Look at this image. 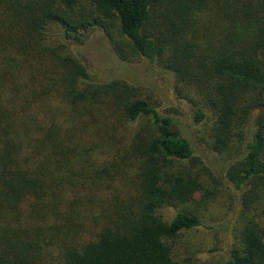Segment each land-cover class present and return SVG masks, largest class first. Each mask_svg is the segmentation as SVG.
<instances>
[{"label": "trees", "instance_id": "obj_1", "mask_svg": "<svg viewBox=\"0 0 264 264\" xmlns=\"http://www.w3.org/2000/svg\"><path fill=\"white\" fill-rule=\"evenodd\" d=\"M98 34L171 80L220 174ZM199 165L261 212L226 264H264V0H0V264H192Z\"/></svg>", "mask_w": 264, "mask_h": 264}, {"label": "rangeland", "instance_id": "obj_2", "mask_svg": "<svg viewBox=\"0 0 264 264\" xmlns=\"http://www.w3.org/2000/svg\"><path fill=\"white\" fill-rule=\"evenodd\" d=\"M91 42L95 49H107V54L112 57L111 59L114 62L115 69H120L119 67L122 65L121 67L123 69L121 73L128 74V71L125 70V68H128L135 77L143 79L145 87L155 89V91L162 96L164 109L167 110L176 121H180V124L182 123L181 127L185 131L188 133L190 132L189 135H191L193 143L196 144L199 155L201 156L202 154L204 161L210 164L209 166L212 170L216 171L215 168L219 169V166H223L222 160L228 156L224 155V157H221L208 153L206 150V135H204L201 130L194 131V135H192L193 129L187 124V109L184 103L172 97L170 92L171 80L167 76L156 71H148V69H146L145 66H141L140 61L137 60L123 63L109 48V44L104 37L99 34L97 37H94V41ZM68 49L72 51L74 46L69 45ZM91 51L92 49H87L88 53ZM116 72H118V70H113V75H115ZM112 73H105L101 81L114 79ZM101 76H103L102 73ZM156 101H158V99H156ZM100 110L104 111V107H101ZM185 120H187V122ZM188 125L191 128H188ZM199 167L205 182V189L210 190L212 194L208 198H202L199 194L196 195L195 200L198 201V203L191 206L200 217L203 227L182 233L173 243V255L179 262L190 261L192 264H226L229 260L230 252L233 248L239 246L241 232L248 220L261 222V218H258L261 212L257 207L256 209H254L255 207L252 208L255 202L254 198L247 197V205L243 207L245 192L240 193L234 190L230 185L219 180H217L218 184L215 185L213 181L209 179V172L202 170V165H199ZM217 173L220 174L219 172ZM256 193L263 196L264 189L262 192L259 190V192ZM174 211L164 210L163 215L170 216Z\"/></svg>", "mask_w": 264, "mask_h": 264}]
</instances>
